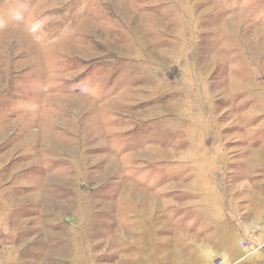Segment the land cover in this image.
<instances>
[{"label":"rangeland","instance_id":"1","mask_svg":"<svg viewBox=\"0 0 264 264\" xmlns=\"http://www.w3.org/2000/svg\"><path fill=\"white\" fill-rule=\"evenodd\" d=\"M0 264H264V0H0Z\"/></svg>","mask_w":264,"mask_h":264}]
</instances>
